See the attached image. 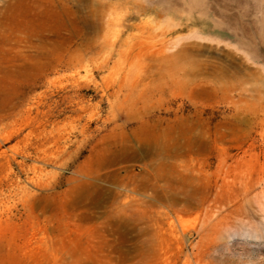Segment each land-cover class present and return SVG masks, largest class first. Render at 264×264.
Listing matches in <instances>:
<instances>
[{"label":"rangeland","instance_id":"1","mask_svg":"<svg viewBox=\"0 0 264 264\" xmlns=\"http://www.w3.org/2000/svg\"><path fill=\"white\" fill-rule=\"evenodd\" d=\"M20 49L0 264H264V0H0Z\"/></svg>","mask_w":264,"mask_h":264},{"label":"bare ground","instance_id":"2","mask_svg":"<svg viewBox=\"0 0 264 264\" xmlns=\"http://www.w3.org/2000/svg\"><path fill=\"white\" fill-rule=\"evenodd\" d=\"M6 53L10 54V51H6ZM6 53L0 51V58L4 57ZM10 58L12 63L8 67L4 68V66L0 64V75L3 78L0 79V124L5 121L7 114L14 110L18 103L24 101L27 96V91L39 87L41 85V79L47 78L49 71L56 67V64L52 62L49 55H46L44 52L20 49L12 53ZM4 80L10 82L13 80V82L18 83L21 88H11L8 85L9 82L6 83ZM42 95H40V97H42ZM39 103L40 101L36 104L29 105L25 110H21L13 124L20 126L30 122V120H32V111L34 108L39 111ZM41 112L43 115L46 114L44 110ZM34 118L38 119L37 116ZM0 138L2 141L6 139L4 135L0 136ZM3 155L4 152H0V158Z\"/></svg>","mask_w":264,"mask_h":264}]
</instances>
